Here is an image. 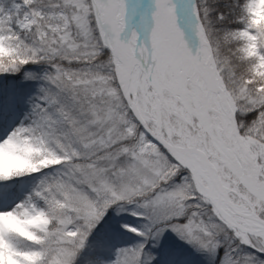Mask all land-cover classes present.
<instances>
[{"label": "snow or ice", "instance_id": "obj_1", "mask_svg": "<svg viewBox=\"0 0 264 264\" xmlns=\"http://www.w3.org/2000/svg\"><path fill=\"white\" fill-rule=\"evenodd\" d=\"M36 64V101L0 96L30 103L0 183L50 174L0 210V264H153L143 242L82 256L121 203L155 217L151 236L121 226L145 240L264 264V0H0V75Z\"/></svg>", "mask_w": 264, "mask_h": 264}, {"label": "rangeland", "instance_id": "obj_2", "mask_svg": "<svg viewBox=\"0 0 264 264\" xmlns=\"http://www.w3.org/2000/svg\"><path fill=\"white\" fill-rule=\"evenodd\" d=\"M49 70L46 64H36L25 66L21 73L15 75H1L0 96L18 92L27 100L36 101L42 95L41 88L45 86L43 76ZM25 71L36 74L37 78L25 79L23 76ZM29 112L30 104L23 103L11 115L0 113V136L5 135L25 120ZM49 174L50 170H45L42 173L0 183V210L14 207L16 203L25 199L36 188L38 182ZM133 213L142 215H133ZM150 215L149 211L139 203L114 205L108 210L105 219L94 230L93 235L89 238V246L82 256L92 255L96 245L103 243V257L106 260H111L114 258L117 248L135 246L143 242L147 245L146 254L155 257L153 264H215L214 259L208 253L202 252L196 246L181 240L171 230L165 231L153 239L145 240V238L121 227L122 225H129L149 233L151 236L160 225L156 223L155 217L150 218ZM112 243L116 244V247L110 249ZM243 250L247 251L248 249Z\"/></svg>", "mask_w": 264, "mask_h": 264}]
</instances>
